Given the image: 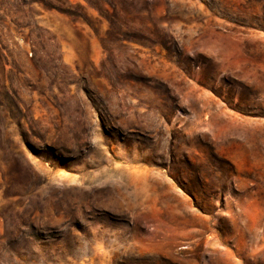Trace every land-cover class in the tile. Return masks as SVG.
I'll return each mask as SVG.
<instances>
[{"label": "rangeland", "instance_id": "rangeland-1", "mask_svg": "<svg viewBox=\"0 0 264 264\" xmlns=\"http://www.w3.org/2000/svg\"><path fill=\"white\" fill-rule=\"evenodd\" d=\"M97 2L0 0V264H264V0Z\"/></svg>", "mask_w": 264, "mask_h": 264}, {"label": "trees", "instance_id": "trees-1", "mask_svg": "<svg viewBox=\"0 0 264 264\" xmlns=\"http://www.w3.org/2000/svg\"><path fill=\"white\" fill-rule=\"evenodd\" d=\"M29 1H30V3H33V2H40V0H29ZM63 1H64V2H67V0H63ZM85 1L87 2V4H88L90 7L96 8L97 11H98V13H99L100 15L102 14L104 8H103L102 5H99V4H98L97 0H85ZM103 1H108V4L110 3V0H103ZM50 7H56V6H54V4H50ZM31 44H32L33 48H35V49L33 50V54H34V56H37V57H38V55L40 54L39 52H41V51L39 50V48H37V47H38V42H36V40H31Z\"/></svg>", "mask_w": 264, "mask_h": 264}]
</instances>
